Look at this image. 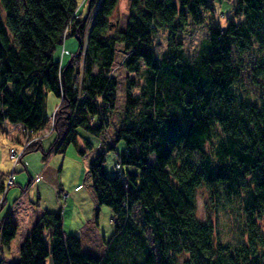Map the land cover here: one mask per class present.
Listing matches in <instances>:
<instances>
[{
  "label": "trees",
  "instance_id": "obj_1",
  "mask_svg": "<svg viewBox=\"0 0 264 264\" xmlns=\"http://www.w3.org/2000/svg\"><path fill=\"white\" fill-rule=\"evenodd\" d=\"M227 1V24L209 22L206 44L190 59L174 38L187 12L198 24L204 7L214 10L209 0H131L124 28L115 33L109 17L118 0H88V14L97 10L87 34V16L80 19L75 0H0V128L8 121L28 136L38 134L49 122L51 92L59 98L56 137L44 159L76 145L81 129L94 136L107 129L118 101V78L110 72L117 47L125 51L122 64L142 80L125 83L124 116L112 145L124 143L117 154L121 173L102 172L103 152L88 164L97 204L112 210L114 231L102 239L103 253L65 236L59 210L45 211L12 264H264V98L237 92L239 71L231 58L233 50H257L254 71L264 77V0ZM162 29L168 46L158 55ZM69 36L79 38V54L62 64L55 52ZM83 142L78 151L84 155L93 145ZM35 149L40 137L25 152ZM200 186L213 207L237 205L235 238H223L197 217ZM135 204L142 222L132 215ZM0 229V249H9L17 224L6 217Z\"/></svg>",
  "mask_w": 264,
  "mask_h": 264
},
{
  "label": "rangeland",
  "instance_id": "obj_2",
  "mask_svg": "<svg viewBox=\"0 0 264 264\" xmlns=\"http://www.w3.org/2000/svg\"><path fill=\"white\" fill-rule=\"evenodd\" d=\"M75 1L79 7L80 19H84L88 13V0ZM130 2L131 0H118L116 7L109 17L112 22L111 32L115 33L124 28L128 17ZM175 2L179 4V0H175ZM209 4L214 7V10L207 7L201 10L203 17L202 23H195L191 15L187 12V24L174 38V43L179 44L190 59H194L206 44L208 23H219L225 26L227 24V18L231 14V4L227 0H209ZM93 18L94 13H89L86 34L92 24ZM167 34L168 32L165 29L159 30L157 33L155 48L158 55L167 50ZM62 46L66 50L68 49L75 53L78 48V39L74 36L67 37L55 52V58L57 60ZM82 49L85 50V42L83 43ZM258 54L259 52L254 49L247 50L242 55H238L235 50L231 53L232 63L239 71L237 92L243 96L245 94H254L256 97L264 98V77L254 71L258 64ZM124 56L125 51L123 48L117 47L115 61L110 72L111 75L118 78V101L115 110L110 115L109 125L102 135L94 136L81 129V137L78 138L76 145L70 143L63 152L53 151L44 159L43 153L48 151V148L55 138V133L52 131L49 133L48 130L50 126L51 128L54 126L55 112L53 113V111L59 103V98L55 97L51 92L46 93V109L49 115H53L50 117L47 126L38 132V135H41L42 147L45 151L43 149L27 151L23 154L21 160L14 159L15 156H12L10 148H15L18 151L21 150L25 143L24 131L18 127L13 129L14 124L8 121L6 122V128L5 125H2L0 128V182L7 184L8 177L12 174L14 184L5 194L0 191V201L3 195L6 196L5 203L0 208L1 217L6 213L14 200L21 196L24 199H28L24 204L25 208L28 206L33 207V205L39 203L40 207H47L54 209V211L59 210L61 212L62 224H66L69 229L77 226L82 219L89 217L88 213L91 206L87 199L89 193L86 190V185L90 179L85 176L89 161L103 152L104 159L101 163L102 172L109 176L119 175L121 173L116 162L117 154L124 148V143L120 140L115 147L112 145H114L115 133L124 116L123 96L125 83L127 78L138 79L139 82H142L138 75L130 72L122 64ZM83 137L93 145V148L84 155L78 151L79 148L84 146ZM128 170L130 172H138V169L133 167H129ZM29 177H31L30 186L26 189L28 185L26 183ZM23 188L26 190H23ZM195 206L197 217L202 221H209L212 225H215L223 238L230 239L237 236L236 233L240 230L241 215L236 204L221 202L213 207L210 202L209 191L204 186H200L196 189ZM81 208L84 210V215ZM100 208L97 218L98 230L101 237L107 241L114 231V226L111 222L112 210L108 205L104 204L100 205ZM131 212L139 222L143 221L142 208L139 205L135 204ZM48 232H50V229L44 231V241L47 246L49 245ZM145 232L152 249L156 252L149 226L145 227ZM103 244L104 246L102 245L101 239L98 241L100 247L97 246L96 250L89 251L97 255L105 248V243ZM11 247L13 248V246ZM10 256L12 255L9 249L4 247L0 249V259L4 258L6 261H9L8 258ZM181 260L182 258H180V262ZM3 264L8 263L4 262ZM47 264H51L49 259Z\"/></svg>",
  "mask_w": 264,
  "mask_h": 264
},
{
  "label": "crops",
  "instance_id": "obj_3",
  "mask_svg": "<svg viewBox=\"0 0 264 264\" xmlns=\"http://www.w3.org/2000/svg\"><path fill=\"white\" fill-rule=\"evenodd\" d=\"M71 52H73V51H69L68 49L67 50L65 49L64 54H62V56H61V60H62L61 63L62 64L68 59L69 53H71ZM59 59H60V56H59ZM54 141H55V138H54ZM54 141L52 142L50 147L53 145ZM40 142H41V140H40ZM41 146H42V142H41ZM41 149H43V147H41ZM85 176L90 179L88 167H87V171H86ZM13 179H14V177H13ZM30 181H31V177H29V179L26 183V185L28 184L26 186V189L30 186L29 185ZM13 184H14V182H13ZM26 189L23 188V190H26ZM86 190L88 191L89 197H90L89 198L87 196V199L90 202V206H91L89 213H88L89 217L82 219L81 222L77 226H75L74 228L69 229V228H67L66 224H62V227H63V233L65 236H67V235L77 236L81 240L83 249L90 252L89 250H96L97 246H99L98 245L99 240H101V239L105 240V239L101 237L100 232L98 230L97 218H98V212H100L101 208L96 202L94 191H93L90 180H89L88 184L86 185ZM5 198H6V196H5ZM5 198L2 200L0 208L3 207V205L5 203ZM27 200L28 199L27 198L24 199L23 196L17 198L16 200H14V202L11 204L9 209L6 211V213L2 217L0 214V222L9 216L17 223V226H18L17 233H16L14 239L12 240L11 245H10V249H9L11 251L12 256L9 257L10 259L8 258L9 261H6V259L3 258L2 264L4 262H6L8 264H12V262L17 259L19 247H20L21 243L27 237L32 226L37 222V220L40 218V216L45 211H54V209H50L47 207H40L39 203L33 205V207L28 206L27 208H25L24 204ZM81 207H82V204H81ZM81 210L83 211V215H84V210L82 208H81ZM0 235H1V230H0ZM48 235H49V232H48ZM102 245L104 246L103 243H102ZM11 246H13V248ZM103 250H104V248H103ZM102 252H99V254Z\"/></svg>",
  "mask_w": 264,
  "mask_h": 264
},
{
  "label": "water",
  "instance_id": "obj_4",
  "mask_svg": "<svg viewBox=\"0 0 264 264\" xmlns=\"http://www.w3.org/2000/svg\"><path fill=\"white\" fill-rule=\"evenodd\" d=\"M88 9H89V4H88ZM79 39V38H78Z\"/></svg>",
  "mask_w": 264,
  "mask_h": 264
},
{
  "label": "built area",
  "instance_id": "obj_5",
  "mask_svg": "<svg viewBox=\"0 0 264 264\" xmlns=\"http://www.w3.org/2000/svg\"><path fill=\"white\" fill-rule=\"evenodd\" d=\"M12 152H13V150H12ZM14 153V152H13ZM19 155V154H18Z\"/></svg>",
  "mask_w": 264,
  "mask_h": 264
}]
</instances>
